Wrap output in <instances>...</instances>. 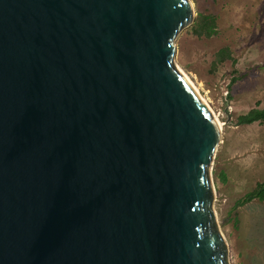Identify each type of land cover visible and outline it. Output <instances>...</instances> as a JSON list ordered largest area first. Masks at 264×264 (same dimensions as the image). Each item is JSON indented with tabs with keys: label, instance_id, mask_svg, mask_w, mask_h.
<instances>
[{
	"label": "water",
	"instance_id": "obj_1",
	"mask_svg": "<svg viewBox=\"0 0 264 264\" xmlns=\"http://www.w3.org/2000/svg\"><path fill=\"white\" fill-rule=\"evenodd\" d=\"M192 0H0V264H230L222 125L181 72Z\"/></svg>",
	"mask_w": 264,
	"mask_h": 264
},
{
	"label": "rangeland",
	"instance_id": "obj_2",
	"mask_svg": "<svg viewBox=\"0 0 264 264\" xmlns=\"http://www.w3.org/2000/svg\"><path fill=\"white\" fill-rule=\"evenodd\" d=\"M192 1L195 20L215 16L217 32L198 36L190 26L176 61L222 124L212 166L218 222L230 264H264V201L241 203L264 181V120L238 124L239 115L264 107V0ZM222 49L230 56H219Z\"/></svg>",
	"mask_w": 264,
	"mask_h": 264
},
{
	"label": "trees",
	"instance_id": "obj_3",
	"mask_svg": "<svg viewBox=\"0 0 264 264\" xmlns=\"http://www.w3.org/2000/svg\"><path fill=\"white\" fill-rule=\"evenodd\" d=\"M191 28L194 34L198 36L210 37L217 32L216 18L213 15H200L199 18L195 20ZM218 55H227L228 57L230 56L228 49L220 50L218 52ZM263 120L264 107L253 108L247 113L238 116V124H251ZM254 198H258L259 200L264 201V181L258 182L255 188L244 196V198L241 200V203L248 202Z\"/></svg>",
	"mask_w": 264,
	"mask_h": 264
},
{
	"label": "bare ground",
	"instance_id": "obj_4",
	"mask_svg": "<svg viewBox=\"0 0 264 264\" xmlns=\"http://www.w3.org/2000/svg\"><path fill=\"white\" fill-rule=\"evenodd\" d=\"M181 72L183 73V75L187 78V80L190 82V84L196 89V91L199 93L198 87L195 85V83L191 80V78H189L187 76V74L181 69ZM200 96L202 97V99L206 102V104L209 106L208 102L205 100V98L202 96V94H200ZM210 107V106H209ZM216 115V114H215ZM217 117V116H216ZM218 120V119H217ZM218 122H220L218 120ZM222 125V124H221Z\"/></svg>",
	"mask_w": 264,
	"mask_h": 264
}]
</instances>
